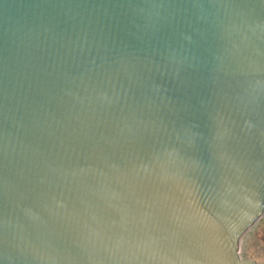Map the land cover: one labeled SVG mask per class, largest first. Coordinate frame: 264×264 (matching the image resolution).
<instances>
[{"label": "water", "instance_id": "1", "mask_svg": "<svg viewBox=\"0 0 264 264\" xmlns=\"http://www.w3.org/2000/svg\"><path fill=\"white\" fill-rule=\"evenodd\" d=\"M264 0H0V264H258Z\"/></svg>", "mask_w": 264, "mask_h": 264}, {"label": "rangeland", "instance_id": "2", "mask_svg": "<svg viewBox=\"0 0 264 264\" xmlns=\"http://www.w3.org/2000/svg\"><path fill=\"white\" fill-rule=\"evenodd\" d=\"M251 233L253 234V240L251 239V236H249ZM255 238L256 240H254ZM247 239H251V242H249V240L247 241ZM260 239L264 240V215L241 239L239 244V255L241 258L247 259V257L251 255L254 258L262 260L264 257V246L262 247L260 244Z\"/></svg>", "mask_w": 264, "mask_h": 264}, {"label": "crops", "instance_id": "3", "mask_svg": "<svg viewBox=\"0 0 264 264\" xmlns=\"http://www.w3.org/2000/svg\"><path fill=\"white\" fill-rule=\"evenodd\" d=\"M249 236H251V239L253 240V238H252V236H253V234L251 233V235H249ZM257 238V237H256ZM256 238L254 239V240H256ZM251 239L249 240V239H247V241L249 240V242H251ZM259 239V238H258ZM261 240V239H260ZM260 244L262 245V247L264 246V240H261L260 241ZM247 259H253V260H256L257 262H258V264H264V257L262 258V260H260V259H257V258H254V257H252L251 255L250 256H248L247 257Z\"/></svg>", "mask_w": 264, "mask_h": 264}]
</instances>
